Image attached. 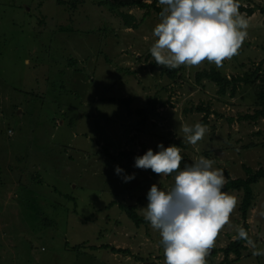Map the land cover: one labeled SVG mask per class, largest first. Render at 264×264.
<instances>
[{
    "label": "rangeland",
    "instance_id": "obj_1",
    "mask_svg": "<svg viewBox=\"0 0 264 264\" xmlns=\"http://www.w3.org/2000/svg\"><path fill=\"white\" fill-rule=\"evenodd\" d=\"M73 1L0 0V264H164L159 231L136 227L119 204L143 215L151 186L167 188L173 177H153L135 158L163 143L181 149V167L204 156L232 179L245 178L244 167H264V120H242L254 112L256 86L222 97L215 84L195 79L211 67L242 76L264 60V0H237L255 7L237 54L221 67L184 65L176 81L153 67L154 11L147 15L135 0H81L74 12ZM109 2L124 3L118 10L137 28H127ZM153 100L157 113L140 124L136 111ZM201 104L221 116H210L205 136L191 145L180 125L200 122L203 114L185 110ZM253 189L250 241L234 264H264V255H253L264 252V181ZM229 194L236 205L204 264L223 262L221 249L243 224V193Z\"/></svg>",
    "mask_w": 264,
    "mask_h": 264
},
{
    "label": "clouds",
    "instance_id": "obj_2",
    "mask_svg": "<svg viewBox=\"0 0 264 264\" xmlns=\"http://www.w3.org/2000/svg\"><path fill=\"white\" fill-rule=\"evenodd\" d=\"M162 6L160 22L153 30L155 42L151 56L159 66L178 68L198 66L205 60L221 67L225 59L237 54L246 39L249 20L237 0H158ZM184 140L196 145L208 131L200 122L182 123ZM159 151L148 149L135 158V167L151 169L159 175H172L167 188L153 184L148 204L141 208L144 219L158 230L163 244L164 264H204L218 231L228 223L235 197L223 191L225 177L215 161L200 156L181 167V149L175 144ZM117 174L123 172L119 166ZM125 182L135 174L125 175ZM238 237L248 239L243 227ZM253 255H264L254 252ZM233 258V257H232Z\"/></svg>",
    "mask_w": 264,
    "mask_h": 264
},
{
    "label": "trees",
    "instance_id": "obj_3",
    "mask_svg": "<svg viewBox=\"0 0 264 264\" xmlns=\"http://www.w3.org/2000/svg\"><path fill=\"white\" fill-rule=\"evenodd\" d=\"M61 3V1H59ZM81 0H74L70 5V10H76L79 5H81ZM65 3V2H63ZM67 6L68 4L65 3ZM111 7L116 10L117 15L124 21V25L127 28H137V24L135 23V18L131 16V14H128L123 11H119L118 7L124 6V3H110ZM133 4L137 5L143 10H146V14L148 15L151 11H154L158 16L159 13L162 11V6L159 5L158 0H152L150 3L143 2L141 0H135ZM74 10V12H75ZM239 11L241 13H246V17L252 16L255 12V7H243L240 6ZM264 12V10H262ZM153 67L157 69L160 72L161 76H166L168 79L176 81L177 79L181 78V73L184 71V65L172 69L168 67L159 66L156 63H153ZM195 79L197 83L208 80L215 84L218 87V93L220 96H226L228 93H230V96L234 98L237 94L238 88L240 85H246V86H256V98H255V109L252 114H246L242 118L244 121H252L254 123H258L259 120H264V60L258 64L254 70L244 73L242 76L237 77H230L224 75L220 70L215 69L214 67H211L209 70L204 69L201 71H198L195 74ZM111 100V99H110ZM112 101V100H111ZM156 100H153L150 102V106L147 108H141L136 111V114L141 118L140 124L147 122L156 112ZM121 103L124 104L126 107H129L132 103L131 99H122ZM161 105L164 107L166 104L161 103ZM185 112L187 113H193L197 112L199 114H203V117L201 118L200 123L203 125H209V118L212 115H216L217 117H220L221 115L217 112H214L210 105H198L196 107H192L190 109H186ZM154 113V114H153ZM157 113V112H156ZM152 114V115H151ZM143 122V123H142ZM264 132V130H263ZM261 132V133H263ZM259 133V134H261ZM258 134V135H259ZM170 146L169 144L166 146ZM111 156L110 154H107ZM122 156H125V154H121ZM144 154H140L139 156H143ZM244 170L247 174L245 178H237L232 179L229 175V172L227 170L223 169V173L226 175L227 181L224 184L223 191L229 193L231 191L236 192H242V200L240 204V213L241 218L243 219V224L241 227L244 228V230L247 232L249 231V226L246 223L250 210L254 207L255 203V193L253 186L259 183L260 181H264V167L259 168L256 171H253L250 167H244ZM148 173L156 177L158 174L154 173L151 169H147ZM169 177H172V175H169ZM147 199V197L145 198ZM142 201V198L139 199L140 204ZM116 205L115 203H111L110 207ZM119 208L125 212L127 217L135 224L136 227H141L143 225L149 226L150 223L144 219V216L139 214L138 206L137 205H126V204H119ZM250 241L249 237L248 239H241L238 237V234L236 235V238L232 240L225 248H222V252L224 254V260L221 264H234L235 262H238L242 258V252L246 249L245 245ZM104 248H110L112 252L114 253H122L127 254L130 253L128 249H116L114 247H111L109 245L104 246ZM213 252L216 253V250L213 249ZM213 253V254H214ZM234 256L233 259L230 258V256Z\"/></svg>",
    "mask_w": 264,
    "mask_h": 264
},
{
    "label": "water",
    "instance_id": "obj_4",
    "mask_svg": "<svg viewBox=\"0 0 264 264\" xmlns=\"http://www.w3.org/2000/svg\"><path fill=\"white\" fill-rule=\"evenodd\" d=\"M209 251H211V249L209 248Z\"/></svg>",
    "mask_w": 264,
    "mask_h": 264
},
{
    "label": "crops",
    "instance_id": "obj_5",
    "mask_svg": "<svg viewBox=\"0 0 264 264\" xmlns=\"http://www.w3.org/2000/svg\"><path fill=\"white\" fill-rule=\"evenodd\" d=\"M232 258V257H231Z\"/></svg>",
    "mask_w": 264,
    "mask_h": 264
}]
</instances>
